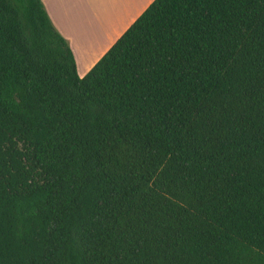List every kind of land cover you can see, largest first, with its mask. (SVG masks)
Here are the masks:
<instances>
[{
  "label": "trees",
  "instance_id": "1",
  "mask_svg": "<svg viewBox=\"0 0 264 264\" xmlns=\"http://www.w3.org/2000/svg\"><path fill=\"white\" fill-rule=\"evenodd\" d=\"M0 264H264V0H154L82 77L0 0Z\"/></svg>",
  "mask_w": 264,
  "mask_h": 264
},
{
  "label": "crops",
  "instance_id": "2",
  "mask_svg": "<svg viewBox=\"0 0 264 264\" xmlns=\"http://www.w3.org/2000/svg\"><path fill=\"white\" fill-rule=\"evenodd\" d=\"M154 0H42L84 76Z\"/></svg>",
  "mask_w": 264,
  "mask_h": 264
},
{
  "label": "rangeland",
  "instance_id": "3",
  "mask_svg": "<svg viewBox=\"0 0 264 264\" xmlns=\"http://www.w3.org/2000/svg\"><path fill=\"white\" fill-rule=\"evenodd\" d=\"M43 4H44V2H43ZM68 40V39H67ZM69 42V41H68Z\"/></svg>",
  "mask_w": 264,
  "mask_h": 264
}]
</instances>
